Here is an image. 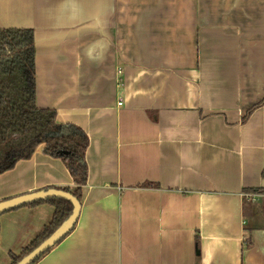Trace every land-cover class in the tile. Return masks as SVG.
Here are the masks:
<instances>
[{
  "label": "crops",
  "instance_id": "obj_1",
  "mask_svg": "<svg viewBox=\"0 0 264 264\" xmlns=\"http://www.w3.org/2000/svg\"><path fill=\"white\" fill-rule=\"evenodd\" d=\"M0 28L34 30L37 105L89 137L79 219L36 264H264V0H0ZM44 148L0 201L75 185ZM55 211L0 214V264Z\"/></svg>",
  "mask_w": 264,
  "mask_h": 264
},
{
  "label": "trees",
  "instance_id": "obj_2",
  "mask_svg": "<svg viewBox=\"0 0 264 264\" xmlns=\"http://www.w3.org/2000/svg\"><path fill=\"white\" fill-rule=\"evenodd\" d=\"M35 58L33 29L0 28V173L12 169L19 160L30 158L41 144H45L44 151L61 158L74 179L73 187L59 189L71 192L81 201L82 187L88 177L86 152L89 137L77 124L60 123L55 109L37 105ZM40 202H50L56 206L54 217L21 254H11V264H17L38 247L73 210L72 202L60 197H50L25 205ZM52 248L32 264H36Z\"/></svg>",
  "mask_w": 264,
  "mask_h": 264
},
{
  "label": "water",
  "instance_id": "obj_3",
  "mask_svg": "<svg viewBox=\"0 0 264 264\" xmlns=\"http://www.w3.org/2000/svg\"><path fill=\"white\" fill-rule=\"evenodd\" d=\"M50 197H60L71 201L73 204L72 213L46 240H44L38 247L32 250L29 254L24 256L17 264H32L39 256H41L48 249L55 246L66 235H68L75 227L79 219L82 204L81 201L71 192L59 188L41 189L0 201V214H2L8 210L38 200H45Z\"/></svg>",
  "mask_w": 264,
  "mask_h": 264
},
{
  "label": "built area",
  "instance_id": "obj_4",
  "mask_svg": "<svg viewBox=\"0 0 264 264\" xmlns=\"http://www.w3.org/2000/svg\"><path fill=\"white\" fill-rule=\"evenodd\" d=\"M120 104L122 103V101L119 102ZM252 194H248V196H251Z\"/></svg>",
  "mask_w": 264,
  "mask_h": 264
}]
</instances>
